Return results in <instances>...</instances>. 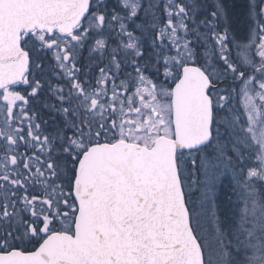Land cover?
<instances>
[{
    "label": "snow or ice",
    "instance_id": "1",
    "mask_svg": "<svg viewBox=\"0 0 264 264\" xmlns=\"http://www.w3.org/2000/svg\"><path fill=\"white\" fill-rule=\"evenodd\" d=\"M200 10L0 0V264H264V0L246 42Z\"/></svg>",
    "mask_w": 264,
    "mask_h": 264
},
{
    "label": "trees",
    "instance_id": "2",
    "mask_svg": "<svg viewBox=\"0 0 264 264\" xmlns=\"http://www.w3.org/2000/svg\"><path fill=\"white\" fill-rule=\"evenodd\" d=\"M216 2L217 0H198V3H200L201 5V10L198 13V18H203L205 14H210L212 11H214ZM219 2L223 6V11H224V18H222L221 21L219 22L220 30H223L224 24H227L230 26L231 34L235 35L238 39L244 41L247 36L248 30L250 29L249 9L251 2L249 0H219ZM115 3L116 1L110 0V6H114ZM129 30H131V28ZM136 35L139 36L140 33L137 32ZM116 43L117 41L113 34V38L109 40V49L115 47ZM145 47H147L146 44ZM233 53H234V49H233ZM147 54L148 53L145 52V56H147ZM84 55L87 56V52H85ZM121 59H123V53H121ZM47 62L54 65V62L52 61H47ZM139 62L141 64L144 63L143 60H140ZM106 64H107V59H105L104 64H102L101 67H104ZM98 71L99 69H93V74L94 75L97 74ZM128 71H132V69L124 68L123 70L124 73H127ZM148 74L154 75L153 72H150ZM121 78H123V73L121 75ZM162 78L163 77L161 76V79ZM61 83L63 82L61 81ZM65 87L67 88V84H65ZM48 97L49 96L46 93L45 98L47 100ZM54 101L56 102V99ZM30 107L37 112L38 118L36 122L41 124L42 134L51 132L55 123L61 119V117L57 112H55L51 108L44 107V104H31ZM57 107H59V105H57ZM21 151H23V149H21Z\"/></svg>",
    "mask_w": 264,
    "mask_h": 264
},
{
    "label": "rangeland",
    "instance_id": "3",
    "mask_svg": "<svg viewBox=\"0 0 264 264\" xmlns=\"http://www.w3.org/2000/svg\"><path fill=\"white\" fill-rule=\"evenodd\" d=\"M114 1H116V0H114ZM249 1H250L251 3L253 2V0H249ZM257 2H259V0H257ZM251 3H250V4H251ZM115 4H116V3H115ZM115 4H114V5H115ZM117 10H119V9H117ZM252 24H253V21H252V19H250V17H249V25H250V28H251ZM249 31H250V29L248 30V33H247L246 38H247L248 35H249ZM246 38H245V40L242 41V42H246ZM236 51H237V50L234 49L233 56H235ZM128 72H130V71H128ZM117 83H118V81H117ZM230 180H231L230 177H228V178H222V184H221V186L219 187V189H218V193H217V200H216V202H217V208H216V214H217V216L219 217V219H220L221 221H223L225 215L227 214V209H228V207H229V206L226 204V195H225V194L231 192ZM198 197H199V192L194 191V192H193V195H192V197H191V199H192L193 202H195V201L198 199ZM196 207H197V209H198V205H196ZM210 213H211V208H209V209L207 210V216H206V220H205V222H204V227L207 228V229H209V230H211V228H212Z\"/></svg>",
    "mask_w": 264,
    "mask_h": 264
},
{
    "label": "flooded vegetation",
    "instance_id": "4",
    "mask_svg": "<svg viewBox=\"0 0 264 264\" xmlns=\"http://www.w3.org/2000/svg\"><path fill=\"white\" fill-rule=\"evenodd\" d=\"M47 61H52L54 62L53 58H52V53L49 52L47 53ZM55 63V62H54ZM52 84H56V79H52L51 81ZM15 90L17 91H23L24 90V86L21 85L19 87H17ZM30 91V90H29ZM45 92V93H44ZM46 93L47 95L49 96L48 97V100L45 98L46 97ZM39 99V102L37 103L36 101H33L31 104H44L45 101L48 103V104H56V102L54 101L55 100V97L51 96L50 93H48L47 91V88L45 87L44 91L41 93L40 97L38 98ZM17 112L19 111V109L17 108L16 109Z\"/></svg>",
    "mask_w": 264,
    "mask_h": 264
}]
</instances>
